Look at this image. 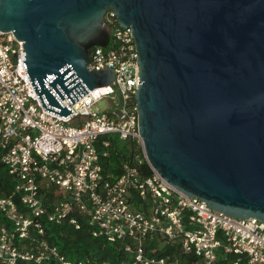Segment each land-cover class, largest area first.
Here are the masks:
<instances>
[{
	"label": "water",
	"instance_id": "water-1",
	"mask_svg": "<svg viewBox=\"0 0 264 264\" xmlns=\"http://www.w3.org/2000/svg\"><path fill=\"white\" fill-rule=\"evenodd\" d=\"M139 52L136 105L149 163L226 216L264 222V0H0V31L23 41L45 108L68 117L114 70L106 15Z\"/></svg>",
	"mask_w": 264,
	"mask_h": 264
},
{
	"label": "built area",
	"instance_id": "built-area-1",
	"mask_svg": "<svg viewBox=\"0 0 264 264\" xmlns=\"http://www.w3.org/2000/svg\"><path fill=\"white\" fill-rule=\"evenodd\" d=\"M108 46L90 50V70L110 68L114 81L74 104L68 117L45 110L24 66L23 41L0 31V264H264V222L212 209L169 183L148 160L139 131V52L131 28L113 11ZM103 98L110 107L94 111ZM121 154L117 173L113 154ZM152 169L143 170L144 163ZM86 226L116 246L119 260L71 258L47 237L46 223ZM176 247L179 254H164Z\"/></svg>",
	"mask_w": 264,
	"mask_h": 264
},
{
	"label": "trees",
	"instance_id": "trees-1",
	"mask_svg": "<svg viewBox=\"0 0 264 264\" xmlns=\"http://www.w3.org/2000/svg\"><path fill=\"white\" fill-rule=\"evenodd\" d=\"M122 154V153H121ZM121 154H113L111 157V164L106 162V165L114 168L117 173H122V170L115 164H120L122 160ZM143 170L146 174H150L152 169L146 162L143 165ZM0 186L8 193H11L14 189L11 177L7 174L4 167H0ZM47 237L51 243L59 246L60 250L71 258H84L88 255L94 257L99 262L104 260H119L121 254L116 251V246L112 243L106 242L103 238L94 237L90 233L86 226H82L81 229H76L71 224L56 225L52 223H46ZM179 254L180 250L176 247H167L163 252L164 254ZM235 258V255H231L229 258L222 257V264H230ZM196 258L194 255L182 256L183 264H195ZM16 264H34L25 261H19ZM245 264V263H243Z\"/></svg>",
	"mask_w": 264,
	"mask_h": 264
},
{
	"label": "rangeland",
	"instance_id": "rangeland-1",
	"mask_svg": "<svg viewBox=\"0 0 264 264\" xmlns=\"http://www.w3.org/2000/svg\"><path fill=\"white\" fill-rule=\"evenodd\" d=\"M111 105V102L108 98H103L100 100V102L97 104V106L94 107V111H104L107 110Z\"/></svg>",
	"mask_w": 264,
	"mask_h": 264
}]
</instances>
